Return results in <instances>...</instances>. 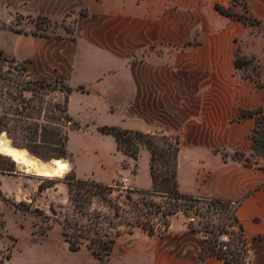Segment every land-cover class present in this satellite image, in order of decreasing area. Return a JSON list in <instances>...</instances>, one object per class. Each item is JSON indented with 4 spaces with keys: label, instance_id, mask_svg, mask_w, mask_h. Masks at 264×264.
<instances>
[{
    "label": "crops",
    "instance_id": "1",
    "mask_svg": "<svg viewBox=\"0 0 264 264\" xmlns=\"http://www.w3.org/2000/svg\"><path fill=\"white\" fill-rule=\"evenodd\" d=\"M41 19L50 29L73 25L71 38L37 34ZM0 54L25 63L29 78L64 80L85 90L73 93L100 98L118 114L112 126L178 137L180 191L240 202L244 264H264V161L234 159L252 154L257 120L243 112H264V0H0ZM238 56L250 63L238 68ZM117 152L126 167L106 183L151 190L150 150L141 146L138 161ZM143 155L148 179L141 185ZM174 220L150 242L120 237L112 258L143 242L153 264H229L216 256L202 262L206 241Z\"/></svg>",
    "mask_w": 264,
    "mask_h": 264
},
{
    "label": "rangeland",
    "instance_id": "2",
    "mask_svg": "<svg viewBox=\"0 0 264 264\" xmlns=\"http://www.w3.org/2000/svg\"><path fill=\"white\" fill-rule=\"evenodd\" d=\"M50 25V21L46 19L39 20L37 34L52 33L53 36L71 38V35L66 33H72L73 25H69L70 29L66 26L67 30L50 29ZM46 29L49 33L45 32ZM41 80L47 79L28 77L25 63H17L0 55V119H4L6 126L3 128L0 126V137L2 135L8 137L14 146L27 150L31 155L33 154L25 147L36 140L40 141L39 136L43 137L41 131L38 135L32 133L34 129L32 124L42 125L48 120L54 127H62L59 126L60 122L52 119L56 117L51 110L55 103L64 104L67 96L66 93L54 91L51 87L32 84ZM47 81L56 83V80ZM62 82L64 85L67 84L64 80ZM60 87L59 84L58 88ZM31 90H34V95ZM80 91L85 92L84 89ZM69 115L73 122L64 129L69 134V158L66 161L70 170L62 177H38L33 171L25 169L0 153V264H99L86 247L77 253L70 252L63 237V225L66 219H71L76 214L69 198L70 185L67 179H71L70 174L74 171L78 179L107 184L106 182H110L118 173L120 174L125 161H122V156L117 152L115 140L98 130L101 126H112L117 121L118 114L111 113L100 98L75 92L70 97ZM45 139L55 140L51 135L45 136ZM133 144L139 146L140 142L134 140ZM156 144L160 150L168 149L167 142L162 139H158ZM129 147L125 145V148ZM39 151L44 156L47 152L46 149L41 148ZM38 158L46 163L52 162ZM261 160L259 159V162ZM252 161H255V158H252ZM147 165V158L143 155L140 160L141 185L147 183ZM42 183L45 185L56 183V185L39 193V185ZM110 185L117 186L113 197L121 196L122 202L125 201L129 191L134 190L125 186L120 179H115ZM1 196L6 197L10 202H5ZM131 196L133 200L141 198L136 193H131ZM154 200L161 202L159 197H154ZM15 204H20L22 209L30 207L32 212L17 211ZM208 205L204 204L198 210H190V218L180 212L172 220L175 219V225H179L180 222L188 225L193 221L194 227L202 230L199 234L207 243L214 238V234L203 229L205 224L212 226L211 230L214 228L215 231L220 225L235 223V210L231 205H212L209 208ZM124 207L128 209L126 205ZM35 209H39L40 213L34 212ZM89 211L92 214L97 211L113 213V210L99 200H95ZM122 230L124 233L121 237L129 244L151 240L148 233L141 228L135 229L132 235H129L126 229L122 228ZM221 240V243L227 242L225 239ZM235 243L230 246L235 247ZM110 264H153V257L142 242L137 243L128 254L112 258Z\"/></svg>",
    "mask_w": 264,
    "mask_h": 264
},
{
    "label": "trees",
    "instance_id": "3",
    "mask_svg": "<svg viewBox=\"0 0 264 264\" xmlns=\"http://www.w3.org/2000/svg\"><path fill=\"white\" fill-rule=\"evenodd\" d=\"M217 9L229 17L245 20V18L236 15L222 6H217ZM249 63L250 61L245 57H237L236 65L238 68L242 69ZM32 84H38L47 88L51 87L54 91L66 93L67 96L65 97L64 104L55 103L51 110L53 116L56 117V119H52L60 122L59 126L62 127H54L52 122L48 120L42 125L32 124L34 126L32 133L38 135L41 131L43 137L42 135L39 136L40 141L36 140V142L28 144L25 148L33 155L41 157L45 161L52 160L51 163L61 159L67 160L69 158V134L64 128L73 122L72 117L69 115V96L73 91H80L83 88L73 89L68 84L64 85L59 80L54 84L47 80L35 81ZM59 84L61 85L60 88H58ZM31 92L34 95V90H31ZM248 117H256L257 120V126L251 136L253 141L252 154L250 157H246L244 153L237 152L234 159L242 162L246 166H258L259 159L264 161V112L262 110L243 112L242 118ZM0 126L2 128L6 127L4 119L2 118L0 119ZM98 130L104 135L112 136L115 140L117 150L121 151L125 156L133 158L135 161L139 159L141 146H146L150 150L152 189L130 190L125 196V201L122 202L121 196L117 195L113 197L117 186L103 184L95 180L78 179L76 173L72 171L70 174L71 179H67V182L70 185L69 198L75 207L76 214L73 218L66 219L63 225V237L68 244L70 252L77 253L83 247H86L99 264H110L117 241L124 233L122 228L126 229L129 235H132L135 229L141 228L148 233L149 237L164 236L170 229L172 218L180 212L187 218H190L189 211L192 209L198 210L204 204H209L208 208L212 205H231L227 201L200 199L195 196L183 194L180 191L178 176L181 146L178 137L164 134H145L139 131L123 129L118 126H101L98 127ZM44 134L45 136H53L55 140L45 139ZM158 139L167 142L168 149L160 150L156 144ZM7 140L13 147H16L8 137ZM134 140L140 142L139 146L133 144ZM125 145L130 147L125 148ZM40 148L47 150L45 156L39 151ZM224 157L226 156L224 155ZM243 157L245 159H242ZM252 158L258 160L252 161ZM122 166L126 167V163L124 162ZM55 185L56 183L51 185L42 183L39 185L38 191L39 193H43ZM131 193H136L141 198L139 200H133ZM1 197L5 202H10L6 197ZM154 197L161 198V202H156ZM95 200H99V202L108 206L113 210V213L108 214L97 211L95 214H92L89 210L95 203ZM125 205L128 209L124 207ZM15 209L23 213L32 212L30 207L22 209L20 204H15ZM34 212L40 213V210L35 209ZM234 221L235 223L220 225L215 231L214 228L211 230L212 226L204 225L203 229L206 232H213L214 238L208 240L202 249L200 256L202 262L212 256H216L229 264H244L247 261L248 245L245 232L242 224L236 217ZM193 223V221L188 223L189 229L198 233L202 232V230L194 227ZM233 227L237 228V231L232 230ZM224 234L231 236V242L228 244L229 247L226 250H224V245L220 240V236ZM234 243L237 246L235 245L232 248L230 245ZM218 246L219 249H217Z\"/></svg>",
    "mask_w": 264,
    "mask_h": 264
},
{
    "label": "bare ground",
    "instance_id": "4",
    "mask_svg": "<svg viewBox=\"0 0 264 264\" xmlns=\"http://www.w3.org/2000/svg\"><path fill=\"white\" fill-rule=\"evenodd\" d=\"M0 153L19 165L25 166L27 170L33 171L38 177H62L70 168L66 160H57L53 163L43 162L24 149L13 147L4 135L0 137Z\"/></svg>",
    "mask_w": 264,
    "mask_h": 264
},
{
    "label": "built area",
    "instance_id": "5",
    "mask_svg": "<svg viewBox=\"0 0 264 264\" xmlns=\"http://www.w3.org/2000/svg\"><path fill=\"white\" fill-rule=\"evenodd\" d=\"M239 205H240V202L239 203H233V204H231L232 208H234L235 211H236V209H237V207ZM232 230H236L237 231V228L233 227ZM230 237H231L230 235H226V234L220 236V240L221 239H225V241H227L225 243L223 242L224 250L227 249V245L231 242V238Z\"/></svg>",
    "mask_w": 264,
    "mask_h": 264
},
{
    "label": "water",
    "instance_id": "6",
    "mask_svg": "<svg viewBox=\"0 0 264 264\" xmlns=\"http://www.w3.org/2000/svg\"><path fill=\"white\" fill-rule=\"evenodd\" d=\"M61 160H63V159H61ZM21 166H22V167H24V168L26 169V167H25V166H23V165H21ZM51 178H57V177H55V176H54V177H51Z\"/></svg>",
    "mask_w": 264,
    "mask_h": 264
}]
</instances>
